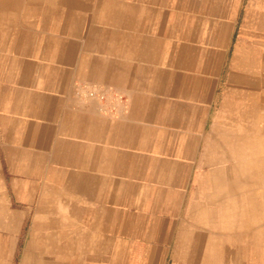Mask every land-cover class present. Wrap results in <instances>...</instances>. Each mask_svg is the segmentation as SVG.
<instances>
[{
    "label": "crops",
    "instance_id": "obj_1",
    "mask_svg": "<svg viewBox=\"0 0 264 264\" xmlns=\"http://www.w3.org/2000/svg\"><path fill=\"white\" fill-rule=\"evenodd\" d=\"M263 115L264 0H0V264H264Z\"/></svg>",
    "mask_w": 264,
    "mask_h": 264
},
{
    "label": "rangeland",
    "instance_id": "obj_2",
    "mask_svg": "<svg viewBox=\"0 0 264 264\" xmlns=\"http://www.w3.org/2000/svg\"><path fill=\"white\" fill-rule=\"evenodd\" d=\"M264 119V115H263ZM251 127V128H250ZM241 134L236 136V139L238 141H234V144L232 143V147L238 148V156L236 158L237 164H242V161L244 162L246 160L245 155H240L245 153L246 150H249L248 152L252 151V156H248V160L252 159V161H249V166H253V172L248 173V175H252L254 177V185L256 187L253 188H238L237 189V198H236V204H237V222L244 223L246 220V202L249 201L250 193L253 189V199H254V219L255 222L259 220L261 223L264 219V137L261 135V132L264 130V120H254V123L252 125H249L248 128L242 127ZM248 129V130H246ZM242 131H244L242 133ZM230 148V146H227ZM245 175V174H244ZM242 180H245L244 178ZM240 182V179H239ZM235 217V219H236Z\"/></svg>",
    "mask_w": 264,
    "mask_h": 264
},
{
    "label": "built area",
    "instance_id": "obj_3",
    "mask_svg": "<svg viewBox=\"0 0 264 264\" xmlns=\"http://www.w3.org/2000/svg\"><path fill=\"white\" fill-rule=\"evenodd\" d=\"M81 90L85 92L86 99L98 103L100 112L105 116L116 118L127 111L128 100L124 94L89 88L87 85L81 86Z\"/></svg>",
    "mask_w": 264,
    "mask_h": 264
}]
</instances>
